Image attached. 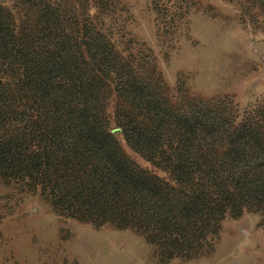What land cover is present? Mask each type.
Returning <instances> with one entry per match:
<instances>
[{
    "label": "rangeland",
    "instance_id": "1",
    "mask_svg": "<svg viewBox=\"0 0 264 264\" xmlns=\"http://www.w3.org/2000/svg\"><path fill=\"white\" fill-rule=\"evenodd\" d=\"M93 32L119 66L104 94V126L121 130L116 109L141 84L147 99L162 101L161 112L166 107L157 130L162 144L190 147L186 161L193 162L197 127H221L212 138L207 132L205 144L216 149L210 173L221 162L222 172L236 170L239 162L241 190L249 179L259 201L229 210L205 250L164 259L137 228L66 216L40 189L0 178V264H264V0H0L2 52L23 40L38 52L34 61L48 63L56 51L54 60L63 62L76 45L85 50ZM85 64L70 60L59 69L87 79L84 70L91 75L93 67ZM33 89L28 109L38 112L35 103L50 99L38 102L41 92ZM157 120L148 115L149 126ZM115 135L136 165L174 183L168 169L126 145L121 131Z\"/></svg>",
    "mask_w": 264,
    "mask_h": 264
},
{
    "label": "trees",
    "instance_id": "2",
    "mask_svg": "<svg viewBox=\"0 0 264 264\" xmlns=\"http://www.w3.org/2000/svg\"><path fill=\"white\" fill-rule=\"evenodd\" d=\"M102 43L93 32L83 45L85 50L74 45L63 62L54 60L56 51L48 63L34 61L38 52L35 54L23 40L0 51V69L6 71L2 75L5 80L0 82V178L40 189L53 208L66 216L97 226L108 223L137 228L159 246L164 259L179 253L191 257L206 249L208 237L217 233L229 210H240L247 201H259V190L246 178L241 190L239 162L233 167L237 171L222 172L221 162L222 173H210L216 168L211 157L216 149L205 144L207 132L212 138L213 133L224 131L221 127H197L193 162L186 161L190 147L162 144L157 130L166 107L161 112L162 101L147 99L141 84L121 99L116 109L121 134L135 152L168 169L174 183L136 165L118 136L103 123L104 94L112 89L108 82L119 66ZM3 53L9 58L1 57ZM17 57H23L25 63L17 65L13 61ZM70 60L93 67L91 75L84 70L88 80L62 74L59 68H65ZM33 88L41 92L38 102L45 104L50 99L48 106L35 103L38 112L28 109ZM134 108L140 111L135 114ZM150 114L158 119L156 127L147 122Z\"/></svg>",
    "mask_w": 264,
    "mask_h": 264
},
{
    "label": "water",
    "instance_id": "3",
    "mask_svg": "<svg viewBox=\"0 0 264 264\" xmlns=\"http://www.w3.org/2000/svg\"><path fill=\"white\" fill-rule=\"evenodd\" d=\"M120 131H121V130H120L119 128H117V129H114V130H113V133H115V134H119Z\"/></svg>",
    "mask_w": 264,
    "mask_h": 264
}]
</instances>
